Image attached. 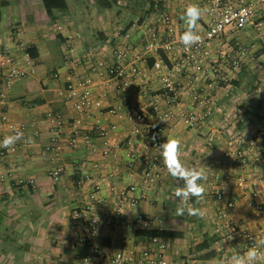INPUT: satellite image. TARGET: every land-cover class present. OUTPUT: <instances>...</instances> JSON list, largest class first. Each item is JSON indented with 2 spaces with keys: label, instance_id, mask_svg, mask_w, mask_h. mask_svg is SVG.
<instances>
[{
  "label": "crops",
  "instance_id": "1",
  "mask_svg": "<svg viewBox=\"0 0 264 264\" xmlns=\"http://www.w3.org/2000/svg\"><path fill=\"white\" fill-rule=\"evenodd\" d=\"M97 1L67 0L66 12L54 10L49 17L41 0H0V48L9 44L11 33L18 30L21 44L11 46V52L25 70L33 68V73L14 81L6 91L4 109L12 123L24 124L28 144L18 149V141L12 146L15 151L0 161V175L4 176L0 181V264H87L83 262L86 248L78 242L80 226L72 219V212L88 207L91 214L100 216L129 186L135 187L133 195L138 199L123 222L142 214L148 223L131 229L100 224L94 241L103 252L140 251L148 246V240L137 233L169 230L182 233L181 238H163L170 264H226L231 255L244 253L243 241L226 230L216 232L221 223L219 214L225 213L239 231L257 240L264 238V155L258 160L251 157L247 167H234L230 186L220 198L216 195L225 169L216 163L232 140L242 138V148L252 155L255 152L249 144L264 121V74L259 76L253 70L257 59L246 58L228 84L206 73L210 66L207 60L200 62L204 73L183 70L178 82L193 87L194 92L178 96V102L171 105L162 94L161 74L153 69L160 55L142 48L150 30L163 31L155 23L156 15H143L145 9L137 0ZM109 1L112 6L105 8L102 4ZM189 4L204 10L197 26L200 32L210 13L205 0H162L164 12L182 33L185 26L180 17ZM257 19L264 20L259 10ZM75 32L80 38L74 37ZM229 38L238 43L261 39L250 26ZM116 48L127 51L125 59L116 60ZM164 56L172 73L175 61L171 55ZM99 63L122 66L124 78L98 76L93 69ZM246 66L256 75L252 81L243 80ZM85 79L91 80V100L99 105L80 112L74 101L59 95V90ZM201 94H209L215 103L210 116L190 128L178 114L199 112L194 95ZM132 107H141L142 120L135 118ZM169 112L174 115L169 116ZM48 113L54 115V121ZM9 135L1 130L0 141ZM169 137L181 140V159L186 167L203 168L207 176L219 179L201 181L206 191L199 203L190 198L189 204L202 210L203 218L187 212L176 215L179 201L174 193L183 181L177 183L171 177L163 166L160 149L150 146ZM50 143L55 144L53 157L43 152ZM159 164L162 170H157ZM56 167L61 168L60 177L53 180L50 172ZM238 178L246 186H237L234 182ZM229 202L231 207H227ZM211 238L209 247L196 249ZM207 254L210 257L205 259Z\"/></svg>",
  "mask_w": 264,
  "mask_h": 264
},
{
  "label": "built area",
  "instance_id": "2",
  "mask_svg": "<svg viewBox=\"0 0 264 264\" xmlns=\"http://www.w3.org/2000/svg\"><path fill=\"white\" fill-rule=\"evenodd\" d=\"M153 6V13L156 15L155 23L162 26L163 31H159L153 28L146 35V38L142 44L144 52L151 54H158L160 52L163 55H171L175 65L172 71L176 73L173 76L168 69L167 60L163 61L161 57L153 64V69L157 73L161 74V89L162 94L168 99V102L173 105L177 103L178 96H191L194 92L193 87H183L178 82V78L183 70H201L200 62L207 60L210 64L206 73L212 75L219 83L228 84L230 80L238 74L242 66V62L249 57L252 53L251 46H245L239 44L237 41H233L229 36H235L237 33L242 32L247 26L254 29L257 38H264V20L259 21L257 19L258 10L263 13L264 16V0H237L236 3H231V0H205L209 7V19L205 22L203 30L198 32L201 36V42L191 48H185L179 40L182 35V30L174 26L171 18L164 12L162 6V0H151ZM196 5V4H195ZM73 35L69 36L71 39ZM75 38H80V34L75 32ZM232 40V41H231ZM9 44H5L0 48V131H6L10 135H15L17 132H24V124L16 125L12 123L4 109V103L6 100V91L8 87L16 80L24 79L29 73H33V68L30 67L25 70L22 64L11 52V46H19L20 32L14 30L9 39ZM113 54L116 60H123L126 57L127 51L122 48H116L113 50ZM136 72V69H132ZM93 72L98 76H110L116 79H122L125 76V70L122 66H104L103 63H99L94 67ZM204 73V72H203ZM57 74H54L55 78ZM231 76H233L231 78ZM126 82L123 83V86ZM59 95L67 100L74 101V108L77 111L83 112L85 109L90 108L94 103L91 100V80L85 79L77 85L68 83L65 84L60 90ZM195 99H198L200 111H188L180 112L179 117L187 123V126L194 128L198 124L202 123L211 114V107L214 105L215 100L209 94H201L200 96L194 95ZM193 97V98H194ZM132 113L138 120L143 119L144 112L141 107H132ZM113 113V111H111ZM169 116H173V112L168 113ZM47 116L54 121V115L48 113ZM76 127V126H75ZM260 131L256 134L253 141L250 142V146L255 148L254 155L248 149H243V139L235 138L229 144L227 150L222 155V160L216 164L222 167L224 170L220 177V184L216 185V195L220 198L222 192H226L231 183L230 171L234 167L244 168L249 166L250 158L255 157L258 160L264 155V121L262 123ZM78 133L77 129L74 130V134ZM24 134V133H23ZM103 134V133H102ZM83 139L86 141L87 136L84 135ZM2 141V140H1ZM73 143V139L71 140ZM28 144V138L24 135V138L19 141L18 149L26 147ZM158 143L154 142L150 145L153 148H158ZM251 150V148H250ZM15 151V147L0 148V161L9 152ZM43 152L49 154L51 157L55 155V144L50 143L44 146ZM106 153V152H104ZM134 158V155H131ZM157 170H162V166H156ZM156 169V168H155ZM61 168L56 167L50 172L53 180H57L60 177ZM209 179L219 180L218 177L210 174ZM4 179L3 175H0V181ZM19 184L22 182L19 181ZM33 183L32 180L28 182ZM239 187H244L245 182L241 178H238L234 182ZM98 189V186L95 187ZM134 186H129L126 189L121 190L116 198L111 202L112 208L105 209L100 216H96L90 213L88 207L74 210L72 212V219L79 223V238L78 242L83 244L86 248V255L83 258V262L87 264H170L166 258L167 244L163 238L153 237L148 239V246L136 251L134 248L126 250H118L112 254H108L102 251V249L95 244V236L97 235L100 224H107L112 229H118L124 227L131 229L135 225L146 226L148 219L142 214H138L132 221L123 222V218L131 213L132 208L136 204L137 197H134ZM232 203H228L227 207H231ZM221 223L216 228V232L226 230L230 236H237L243 241L242 250L246 252L256 241H258L252 234L248 232L239 231L235 224L230 221L225 213L219 214ZM228 235V236H229ZM67 264V263H61ZM260 264H264L261 261Z\"/></svg>",
  "mask_w": 264,
  "mask_h": 264
},
{
  "label": "clouds",
  "instance_id": "3",
  "mask_svg": "<svg viewBox=\"0 0 264 264\" xmlns=\"http://www.w3.org/2000/svg\"><path fill=\"white\" fill-rule=\"evenodd\" d=\"M204 10L195 4H189L180 19L184 22L185 30L180 35V43L187 49L201 42V36L197 32L198 22L203 15ZM165 122H167L165 120ZM24 138L22 132H17L15 135L5 136L0 141V148H10L18 141ZM155 140V137H153ZM181 140L179 138L169 137L165 142L160 143V156L164 168L179 183L183 181V186H177L175 197L179 203L176 208V215L183 216L185 212L189 215L204 217V212L189 204L190 198H195L197 203L204 199L205 187L201 181L206 182L208 176L203 168L186 167L181 159ZM264 261V238L256 241L243 254L235 253L231 255L226 264H260ZM224 264V262H220Z\"/></svg>",
  "mask_w": 264,
  "mask_h": 264
},
{
  "label": "trees",
  "instance_id": "4",
  "mask_svg": "<svg viewBox=\"0 0 264 264\" xmlns=\"http://www.w3.org/2000/svg\"><path fill=\"white\" fill-rule=\"evenodd\" d=\"M100 1L101 0H98L97 2H100ZM137 2H139L138 5L140 8L145 9L143 15H148L152 13L153 6H152L151 0H137ZM112 3L113 2L109 1L106 4L104 3L102 5L105 8H110L112 6ZM41 4L45 10L46 15L49 17L52 15V11L54 10L59 11L61 13L66 12L68 10L67 0H41ZM159 55L163 59V61L166 62V58L163 55V53L160 52ZM190 203H193V201ZM137 234L144 237L147 240L153 237H159V238H165V239H174V238L182 237L181 232L169 231V230H144V231H140ZM211 242H213V238L207 239V240L205 239L203 242H201L200 244L196 246V249H205L209 247ZM208 257H210V254H207V256H205V259Z\"/></svg>",
  "mask_w": 264,
  "mask_h": 264
},
{
  "label": "rangeland",
  "instance_id": "5",
  "mask_svg": "<svg viewBox=\"0 0 264 264\" xmlns=\"http://www.w3.org/2000/svg\"><path fill=\"white\" fill-rule=\"evenodd\" d=\"M262 40H264V38L263 39H250V41L247 40V41H243V42H241L239 40V44H242V45H245V46H248V47L249 46L252 47L253 51L249 55V58L257 59L253 70L259 72L258 73L259 76H261V74H264V42ZM251 72H252V70L247 68V66H246V71H244V73H245V78L243 79L244 82H248L249 79L251 80V78H253V76L254 77L256 76V75H252V74H255V73H251ZM242 88L243 87L241 86V89Z\"/></svg>",
  "mask_w": 264,
  "mask_h": 264
}]
</instances>
